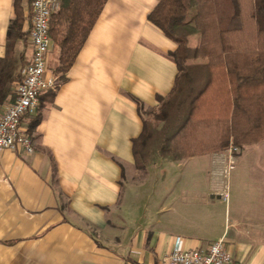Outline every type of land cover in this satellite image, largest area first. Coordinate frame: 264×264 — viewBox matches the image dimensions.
Masks as SVG:
<instances>
[{
	"label": "crops",
	"instance_id": "1",
	"mask_svg": "<svg viewBox=\"0 0 264 264\" xmlns=\"http://www.w3.org/2000/svg\"><path fill=\"white\" fill-rule=\"evenodd\" d=\"M158 1L107 0L64 79L41 95L40 120L30 133L33 152H0V264H168L162 258L176 238L182 248L206 250L221 237L232 264H264V176L252 172L257 189L250 193L242 192V172L232 183L229 168L241 149L233 160L230 149L211 153L218 173L231 176L218 192L220 197L229 189L223 209L214 202H185L181 193L168 198L167 188L152 212L133 207V188L149 179H134L131 140L142 120L132 97L156 107L177 73L167 57L176 43L147 19ZM20 4L22 30L28 31L29 2ZM14 16V0H0V72ZM30 56L28 35L16 39L13 74ZM57 57L50 42L47 74ZM10 100L8 95L0 110Z\"/></svg>",
	"mask_w": 264,
	"mask_h": 264
},
{
	"label": "trees",
	"instance_id": "2",
	"mask_svg": "<svg viewBox=\"0 0 264 264\" xmlns=\"http://www.w3.org/2000/svg\"><path fill=\"white\" fill-rule=\"evenodd\" d=\"M106 1L60 0L51 14L48 32L58 48L57 83ZM14 12L6 33L0 103L14 97L20 73L13 74V46L29 32L22 30L20 0H14ZM147 19L176 43L167 57L177 73L171 90L157 96L156 107L145 108L132 97L142 120L140 133L131 140L135 168L145 171L158 158L181 161L264 140V0H159ZM38 109L21 118H28L30 136L40 120Z\"/></svg>",
	"mask_w": 264,
	"mask_h": 264
},
{
	"label": "built area",
	"instance_id": "3",
	"mask_svg": "<svg viewBox=\"0 0 264 264\" xmlns=\"http://www.w3.org/2000/svg\"><path fill=\"white\" fill-rule=\"evenodd\" d=\"M59 7L60 0H31L29 4L31 56L20 70L13 99L0 110V152L10 149L31 154L34 150L32 138L22 126L21 118L35 113L40 104V95L57 86V76L46 73V54L50 43L49 20ZM230 150L238 151L234 147ZM162 261L168 264L233 263L222 237L212 241L206 250L182 248L179 238H176L173 248Z\"/></svg>",
	"mask_w": 264,
	"mask_h": 264
},
{
	"label": "rangeland",
	"instance_id": "4",
	"mask_svg": "<svg viewBox=\"0 0 264 264\" xmlns=\"http://www.w3.org/2000/svg\"><path fill=\"white\" fill-rule=\"evenodd\" d=\"M51 47L50 44V48ZM52 72L58 78L59 73L55 71V67L52 68ZM239 150L240 149H238L237 152H239ZM233 152L234 151L230 150L229 159H234ZM224 153L226 152L223 151L218 154L222 155ZM211 155V153L196 155L186 161V163L180 162L179 164H170L169 161L156 159L150 165V169L146 171L138 170L134 176V179H137L136 182H142L144 180L143 178H146V176H148L149 180L143 185L140 184L139 187L133 188L130 195V197L134 199L133 207L142 206L144 209V206H146L147 212H152L156 206L165 200V198H163V190L167 188L168 192L172 189L167 196L168 198H172L177 195V193H181L185 202L189 201L194 204L214 202L217 210L223 209L225 204L229 202V189L228 192L226 191V194L220 197L218 192L223 189L222 180L223 183L227 180L229 184L231 176L226 179V177H222L221 174L218 173V166L212 162ZM253 171H255L256 174L259 173L257 174V178L260 175L264 176V141L242 147L239 161L235 162L232 168H229V172H232V183L235 173L242 172L244 174L243 176L245 179L241 186L243 193H250L257 189L256 187L255 189L253 185V180L255 179L253 178ZM213 182H215L216 189L211 188L214 184ZM234 183L236 182L234 181ZM234 187H232V189ZM263 187L259 188V190L264 189ZM181 188L183 189L182 191H180ZM240 189L239 187V190ZM210 191L214 194L213 196H209ZM231 195L233 198V194Z\"/></svg>",
	"mask_w": 264,
	"mask_h": 264
}]
</instances>
